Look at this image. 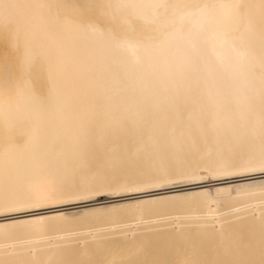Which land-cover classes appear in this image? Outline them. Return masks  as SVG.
I'll use <instances>...</instances> for the list:
<instances>
[{
    "label": "bare ground",
    "instance_id": "1",
    "mask_svg": "<svg viewBox=\"0 0 264 264\" xmlns=\"http://www.w3.org/2000/svg\"><path fill=\"white\" fill-rule=\"evenodd\" d=\"M262 173L264 0H0V264H264Z\"/></svg>",
    "mask_w": 264,
    "mask_h": 264
},
{
    "label": "rangeland",
    "instance_id": "2",
    "mask_svg": "<svg viewBox=\"0 0 264 264\" xmlns=\"http://www.w3.org/2000/svg\"><path fill=\"white\" fill-rule=\"evenodd\" d=\"M243 180H242V179ZM264 179V174L262 173V174H257V175H254V177L252 176H250V179L248 178L247 179V176H245V179L243 178V177H239V179H237V178H234V179H232V181H230V180H223V182H222V180H221V182L220 183H231V184H234V183H237V180H238V182H243V181H250V180H256V179ZM229 181V182H228ZM219 183V182H218ZM136 196H139V195H131V196H123V197H121V198H105V197H100L99 198V200L97 201V200H94V201H89V202H86L85 204L84 203H79V204H75V205H71V206H66V207H62V208H46V209H40L39 211H37V210H35L34 212L32 211H29V212H25V213H21V214H18V215H16V216H31V215H37V214H40V213H44V212H51V211H55V210H57V209H68V210H70L71 208H73L72 210H76V209H79V208H82V206L84 207H88V206H90L91 204H94V202L95 203H97V202H105V201H114V200H119V199H129V198H131V197H136ZM70 208V209H69ZM26 213H28V214H26ZM25 214V215H24ZM6 217H4V216H0V220H2V219H5Z\"/></svg>",
    "mask_w": 264,
    "mask_h": 264
}]
</instances>
